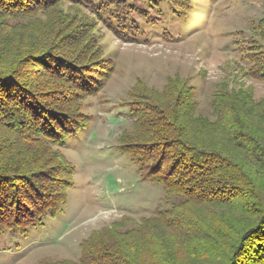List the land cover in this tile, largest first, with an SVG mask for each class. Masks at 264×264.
Masks as SVG:
<instances>
[{
  "label": "trees",
  "instance_id": "16d2710c",
  "mask_svg": "<svg viewBox=\"0 0 264 264\" xmlns=\"http://www.w3.org/2000/svg\"><path fill=\"white\" fill-rule=\"evenodd\" d=\"M148 1L153 2L0 0L5 34L12 21L35 15L50 21L35 34V46L0 38V232L24 231L60 209L64 199L42 204L44 196L37 193L48 160L41 153L62 152L66 140L88 127L82 103L98 93V74L107 69L81 54L85 24L66 19L57 4L82 8L115 28L131 23ZM174 1L178 16V4L186 0ZM115 31L123 40L131 37L124 29ZM254 47L242 45L241 59L252 77L264 82V52ZM169 86L164 96L132 107L133 131L118 148L131 157L143 181L178 200L131 232L111 231L82 244L78 264H264V137L258 132L264 129V102L219 88L211 102L217 121L207 126L219 132L213 142L205 138L204 124L192 128L193 89ZM198 206L215 211V219L206 222L193 214Z\"/></svg>",
  "mask_w": 264,
  "mask_h": 264
},
{
  "label": "rangeland",
  "instance_id": "374dc122",
  "mask_svg": "<svg viewBox=\"0 0 264 264\" xmlns=\"http://www.w3.org/2000/svg\"><path fill=\"white\" fill-rule=\"evenodd\" d=\"M172 3L148 1L131 23L115 28L82 8L57 4L66 19L85 24L86 39L76 46L81 54L98 62L94 67L107 69L98 74V93L82 103L88 127L66 140L62 152L41 153L48 160L36 181L37 193L44 196L42 204L64 199L60 209L24 231L0 232V264H78L82 244L111 231L131 232L178 200L162 186L143 181L131 157L118 148L133 131L137 102L164 96L169 84L191 87L197 104L192 128L204 124L205 138L213 142L219 132L207 126L217 121L211 102L219 88L264 102V82L252 77L239 51L253 42V50L264 52V0H186L178 4V16ZM35 16L10 22L15 30H0V38L35 46V36L50 23ZM75 28L72 23L69 30ZM116 28L131 37L123 40ZM258 132L263 138L264 129ZM191 211L206 222L215 219L209 207Z\"/></svg>",
  "mask_w": 264,
  "mask_h": 264
}]
</instances>
